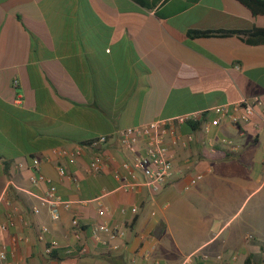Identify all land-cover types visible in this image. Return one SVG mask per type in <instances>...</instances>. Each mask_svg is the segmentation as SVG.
Masks as SVG:
<instances>
[{
	"label": "crops",
	"instance_id": "1",
	"mask_svg": "<svg viewBox=\"0 0 264 264\" xmlns=\"http://www.w3.org/2000/svg\"><path fill=\"white\" fill-rule=\"evenodd\" d=\"M150 1L0 0V219L13 220L0 244L15 264L50 262L43 224L61 264H264V44L193 34L264 27V15L239 0ZM253 97L263 104L245 122L233 106L219 123L204 112ZM194 111L179 128L188 143L171 148V181L120 189L113 171L129 154L118 131ZM99 153L109 162L92 173ZM34 158L73 201L59 220L42 202L49 184L31 180ZM103 220L126 230L119 249L92 239Z\"/></svg>",
	"mask_w": 264,
	"mask_h": 264
},
{
	"label": "built area",
	"instance_id": "2",
	"mask_svg": "<svg viewBox=\"0 0 264 264\" xmlns=\"http://www.w3.org/2000/svg\"><path fill=\"white\" fill-rule=\"evenodd\" d=\"M263 101L259 97L244 98L238 103L230 105V103L220 104L207 109L204 112L213 111L216 113L215 122L219 123L223 116L228 115L230 107L239 110L238 113L232 114V120L235 123L248 121L255 114L257 107L262 106ZM242 108V109H241ZM203 113L188 112L170 118L154 119L146 124L127 126L118 131L119 142L124 151L129 154L127 159L121 161L120 165L113 171L114 178L119 182L118 187L125 191H135L140 187H146L151 192H158L174 177L175 169L173 162L172 146L178 144L186 145L188 142L184 140L179 128L184 123H192L197 121ZM209 130V127H206ZM108 139L107 135H101L95 141L104 143ZM211 143V138H208ZM224 143L232 144L233 141L223 138ZM81 153V151H79ZM62 154H68L67 150L62 151ZM109 162V158L99 153L89 164V170L92 173L100 172ZM34 174L31 177L32 182H46L49 184L46 194L42 197V202L49 205L50 216L53 220L61 218L62 209H70L72 200H65L58 193L57 186L53 183L50 177L40 172V160L33 159ZM61 175L66 174L64 166L59 167ZM137 173L142 175V178L137 176ZM263 174H264V159H263ZM202 175H198L191 180L195 183ZM134 210H138V206H134ZM38 208H34V212H38ZM126 208H122V212H126ZM106 207H100L98 214L105 216ZM13 223L2 222L0 219V228L7 230L9 225ZM49 228L43 224L40 226L38 238L45 242V255L50 259L48 264H61L55 261V251L60 247V243L56 239L47 240L46 233ZM126 234V230L118 223H110L108 221H100L94 224L91 231V237L96 243L103 244L105 247L117 250L120 248L119 240ZM15 241L24 240L25 237H15ZM87 249L85 246L80 248L69 247L66 249L67 254H73L77 251L83 253ZM221 258V255L218 256ZM233 259L236 256L232 257ZM0 264H15L9 259V248L5 243L0 244ZM158 264V263H157Z\"/></svg>",
	"mask_w": 264,
	"mask_h": 264
},
{
	"label": "trees",
	"instance_id": "3",
	"mask_svg": "<svg viewBox=\"0 0 264 264\" xmlns=\"http://www.w3.org/2000/svg\"><path fill=\"white\" fill-rule=\"evenodd\" d=\"M139 4L152 8L153 5L151 4L150 0H135ZM243 4H245L254 15L262 14L264 15V0H239ZM241 33L243 34L245 41L249 44L258 45V44H264V27H253L250 30H244V31H235V30H223V31H212V30H206V31H193L194 35H212V34H227V33ZM88 143H92V140L88 141ZM87 143V144H88ZM58 251H55L54 256L57 255Z\"/></svg>",
	"mask_w": 264,
	"mask_h": 264
}]
</instances>
